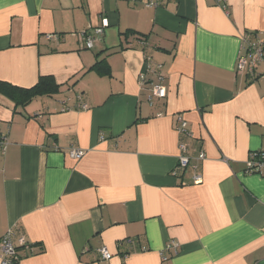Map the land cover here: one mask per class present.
Wrapping results in <instances>:
<instances>
[{"label": "crops", "instance_id": "crops-1", "mask_svg": "<svg viewBox=\"0 0 264 264\" xmlns=\"http://www.w3.org/2000/svg\"><path fill=\"white\" fill-rule=\"evenodd\" d=\"M145 1L0 0V80L62 86L26 106L0 94V239L31 244L18 264H264V176L246 171L264 149V75L237 71L244 38L264 43V0ZM96 27L88 48L78 33ZM129 30L146 43L117 49ZM159 73L167 96L151 103Z\"/></svg>", "mask_w": 264, "mask_h": 264}, {"label": "built area", "instance_id": "built-area-1", "mask_svg": "<svg viewBox=\"0 0 264 264\" xmlns=\"http://www.w3.org/2000/svg\"><path fill=\"white\" fill-rule=\"evenodd\" d=\"M145 6L153 7L161 4V0H146L144 2ZM104 33L103 27L90 28L83 32H79L78 35L80 39L85 43V46L91 48L94 46L95 40L101 38ZM54 37L52 34H47V38ZM264 63V43L260 40H247L244 38V43L242 45L241 53L238 59L237 71L242 74H250L253 76L260 75L257 72V68L260 64ZM161 65H158L159 69ZM157 73L156 70H153ZM262 75V74H261ZM161 79V77H160ZM141 83L144 84L146 80V75L141 74L140 76ZM167 96L166 87L162 83H156L152 87V91L149 95V100L151 103H154L155 98H165ZM81 99L80 96H78ZM79 106L82 109H86L87 104L80 101ZM176 130L180 134L189 135L190 131L187 126V122L182 115H178ZM9 142L5 138L0 140V150L5 152ZM182 154L180 155L179 162L177 167L174 170V173L178 169L186 168L190 163V158L186 155L187 145L185 143L180 144ZM71 157L80 159L84 156L85 151L80 148H71L69 150ZM200 158L204 157V153H201ZM248 173L259 174L264 176V149L252 151L247 162ZM195 179L198 182L202 181L201 175H195ZM125 241L129 244H132L133 238H126ZM17 245L30 247V243L26 240L24 236L18 238L17 243L13 239V232L9 230L4 236L0 239V258L1 264H15L16 260L19 258L17 254ZM98 253L102 260H110L113 257V253L106 247L102 246L98 248Z\"/></svg>", "mask_w": 264, "mask_h": 264}, {"label": "trees", "instance_id": "trees-1", "mask_svg": "<svg viewBox=\"0 0 264 264\" xmlns=\"http://www.w3.org/2000/svg\"><path fill=\"white\" fill-rule=\"evenodd\" d=\"M138 33L139 32H137V31H131V30L126 31L125 33H122L121 34L122 42L117 47V49L126 48V47L132 45V43L134 42V39L135 40L138 39L139 43L145 44L146 43L145 39L143 37L139 36ZM143 36H144V34H143ZM130 37L132 39H130ZM114 51H116V49ZM93 68L96 71H98L101 75H105V76H107V75L111 76L112 75L110 65L105 60L97 61L96 64L93 66ZM258 68H257V70H258ZM154 70H156L157 72L159 71V69L157 67H155ZM261 74L264 75V71L260 72V75H256V76H262ZM247 75H249L250 77H255V76L250 75V74H247ZM160 77H161V79H160ZM158 79H159V83H162L164 85V83H163L164 76L161 73H159ZM61 87H62L61 84H59L55 80V78L51 75L40 76L37 83L31 87H22V86H18V85H15L13 83H10L8 81L0 80V94L4 95L5 97H7L11 101H13L17 106H20V105L26 106L34 98H36L38 96L56 94L60 91ZM67 108H71V106H67ZM18 262H19V258L16 260L15 264H18Z\"/></svg>", "mask_w": 264, "mask_h": 264}, {"label": "rangeland", "instance_id": "rangeland-1", "mask_svg": "<svg viewBox=\"0 0 264 264\" xmlns=\"http://www.w3.org/2000/svg\"><path fill=\"white\" fill-rule=\"evenodd\" d=\"M58 93H59V92H58ZM55 95H56L55 97H59V96H60V94H57V93H56Z\"/></svg>", "mask_w": 264, "mask_h": 264}]
</instances>
